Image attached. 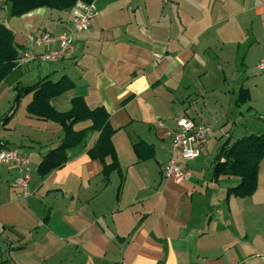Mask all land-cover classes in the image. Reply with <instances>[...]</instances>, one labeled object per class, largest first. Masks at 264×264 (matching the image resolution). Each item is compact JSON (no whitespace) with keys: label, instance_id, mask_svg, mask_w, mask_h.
I'll return each instance as SVG.
<instances>
[{"label":"crops","instance_id":"obj_1","mask_svg":"<svg viewBox=\"0 0 264 264\" xmlns=\"http://www.w3.org/2000/svg\"><path fill=\"white\" fill-rule=\"evenodd\" d=\"M93 2L97 14L87 29L76 33L72 50L62 59L18 63L25 49L40 52L56 46L34 47L28 35L69 29L72 7L39 6L13 16L9 3L0 1V23L12 32L18 50L13 72L0 83V103L6 98L8 105L16 84L66 75L73 87L51 104L67 110L72 97L82 96L90 108L103 106L115 129L111 140L119 166L104 178L102 163L87 153L98 135L89 130L84 144L67 150L62 167L40 176L36 168L41 156L60 143L61 132L57 123L27 111L16 121L21 104L25 109L31 100V94L24 96L10 120L0 123L1 147L17 148L32 163L28 195L15 183L16 167L0 165V236L10 242L1 261L264 264V156L255 190L246 197L227 194L238 182L235 177H212L219 146L211 138L197 157L181 160L182 181L162 174L170 155L166 130L175 128L181 116L199 119L210 130L211 120L205 117H210L205 105L210 97L213 107L225 105V112L232 113L231 129L245 121L250 133H261L249 113L259 112L260 105L252 91L264 87V69L256 67L264 56V0ZM190 79L198 82L204 103L203 109H195L196 116L184 104L180 109L175 104L189 95ZM205 83L211 95H205ZM234 83L247 89V106L237 101L238 88L231 93L226 87ZM88 125L85 121L74 128ZM138 142L150 147L142 151L147 157L135 153Z\"/></svg>","mask_w":264,"mask_h":264},{"label":"trees","instance_id":"obj_2","mask_svg":"<svg viewBox=\"0 0 264 264\" xmlns=\"http://www.w3.org/2000/svg\"><path fill=\"white\" fill-rule=\"evenodd\" d=\"M9 3V12L18 16L30 9L46 6L50 9L66 10L71 8L77 0H0ZM92 2L93 0H81ZM18 56L17 47L13 41L12 32L0 23V83L8 78L14 70L15 59ZM73 81L66 75L52 81L44 76L30 85L14 86V97L7 114L0 118V123L6 124L16 111L20 100L31 94V100L26 105L29 115L41 120L52 121L60 127V143L47 150L41 156L36 171L40 176L53 169L62 167L67 160V150L84 144L87 131L95 130L98 135L94 144L87 149V153L93 159H98L102 165V175L107 179L111 170H118V161L112 134L115 129L109 125V115L103 106L90 108L82 96H74L70 99V107L65 111L57 110L51 99L61 95L73 87ZM249 99L247 89L240 88L237 95L238 102ZM264 119V113L262 114ZM88 121L89 125L75 129L74 125ZM1 147V145H0ZM134 151L139 158L147 157L143 154V148H150L143 142L133 145ZM141 152V153H140ZM264 156V133L247 134L231 140L228 137L222 142L213 157L211 175L214 179L219 176H232L238 179L236 185L227 189V194L237 197L250 196L256 187V177L259 161ZM106 159H109L106 162ZM4 261H1V263Z\"/></svg>","mask_w":264,"mask_h":264},{"label":"built area","instance_id":"obj_3","mask_svg":"<svg viewBox=\"0 0 264 264\" xmlns=\"http://www.w3.org/2000/svg\"><path fill=\"white\" fill-rule=\"evenodd\" d=\"M97 14L94 2L77 0L71 9V27L60 33L42 32L29 34L28 40L34 47L50 46L54 48L45 51L26 49L18 56V63L23 61L53 62L60 60L72 50L77 32L88 28L92 19ZM259 70L264 69V56L256 63ZM157 124L163 126L161 121ZM209 127L192 118L181 116L176 121V127L167 129L165 136L170 139V155L162 168V174L167 179L180 182L185 177V170L181 160L187 161L198 156L200 148L207 140ZM0 165L14 166L18 170L15 179L16 185L22 188L23 194L28 195L30 182L29 159L26 154L19 152L17 148L0 147Z\"/></svg>","mask_w":264,"mask_h":264},{"label":"rangeland","instance_id":"obj_4","mask_svg":"<svg viewBox=\"0 0 264 264\" xmlns=\"http://www.w3.org/2000/svg\"><path fill=\"white\" fill-rule=\"evenodd\" d=\"M212 72V71H211ZM213 72H217V71H213ZM263 72L260 73V75H262ZM33 82V81H32ZM189 83V84H188ZM198 83V82H197ZM195 81H193L192 79H190L187 84L190 85L188 86V90H189V95H185L183 97V99H181L180 97L179 100H176L175 104L177 105V109H180L181 106H183L182 104H184V107L187 108L188 112L189 113H194V116H196V112H195V109L196 110H201L204 108V103H203V98L201 97V95L199 94V90H200V87L198 86ZM230 92L232 93L233 90L236 91V89L238 87H236L235 83L232 85H229V86H226ZM210 88V86H208L207 83H205L204 85V89H205V95H211L208 91V89ZM239 89V88H238ZM239 91V90H237ZM253 92V95L254 96H259L257 98V102L260 103V105L258 106V110L259 112H254L252 109L250 110L251 112L249 113V117L253 120V122L255 123V127L258 128V126H260V129H256L258 130V132H261V133H264V119H263V109H264V105H263V99H264V87H256L255 90L252 91ZM238 93V92H237ZM262 94V97L263 99L261 98L260 99V96ZM14 95L12 96V99H13ZM190 97V98H189ZM24 98V97H23ZM211 98V97H210ZM208 98L205 105H206V108L211 111L210 113V117L206 114V118H208L209 120L211 121H208L210 125H212V127H210V130L207 134V140L209 138H211L210 141L211 143H213L216 148L217 146H219L222 142H224L228 136L231 138V140H235L236 138H239L241 136H244V135H247L250 133V129L249 128H252L248 123H245V121H243L242 123L244 124H237L236 126L233 125V128L231 129V121L233 119L232 117V113L230 111L228 112H225V105L223 106H217V107H213L212 104H211V101L212 99ZM256 98V97H255ZM12 99H10L8 105L6 103V98L2 100V102L0 103V118L5 116V114H7V110L8 108L10 107L11 103H12ZM22 100V99H21ZM20 100V104L23 103V101L25 102L26 101V98L23 99L22 101ZM246 103V102H245ZM7 105V109H4L5 106ZM248 105V102L246 103V105H243V106H247ZM20 110H19V114H17V117L16 118V121H18L20 118L19 115H21V113H26L25 109L22 108V104L20 106ZM66 108L65 107H60L59 110H65ZM262 112V113H261ZM227 114V117H224V115ZM226 120H228L229 123L225 124ZM196 121L198 122H201L199 121V119H197ZM206 121V120H205ZM251 121V120H250ZM48 123V122H47ZM51 123L52 125H54L55 123L54 122H49ZM84 123V122H83ZM83 123H79V124H76V127L78 128L79 125H82ZM202 123H204L205 125H207L205 122L202 121ZM238 123V122H236ZM57 125V124H55ZM58 126V125H57ZM209 127V125H207ZM257 134V133H256ZM217 137V139H215V137ZM14 142H18V138L14 137ZM216 141H218L219 143H217L216 145ZM18 145V143H15ZM25 144V143H23ZM21 148L22 150L24 149V147H19ZM35 148L38 149L39 148V145L38 144H35ZM215 149H213L214 151ZM29 158V157H28ZM204 164L200 165V166H203ZM32 167V163L29 165ZM198 166V167H200ZM204 166H207L206 164ZM206 172L203 171V174H205ZM10 246V242L9 241H6V238L3 237V236H0V253H3L5 252V250L7 249V247ZM1 259H4V256L0 255V264H8L7 262H2L1 263Z\"/></svg>","mask_w":264,"mask_h":264},{"label":"bare ground","instance_id":"obj_5","mask_svg":"<svg viewBox=\"0 0 264 264\" xmlns=\"http://www.w3.org/2000/svg\"><path fill=\"white\" fill-rule=\"evenodd\" d=\"M26 50V49H25ZM17 60V59H16ZM25 63V62H24ZM28 63V62H27Z\"/></svg>","mask_w":264,"mask_h":264}]
</instances>
